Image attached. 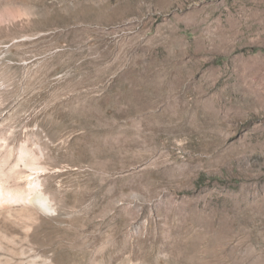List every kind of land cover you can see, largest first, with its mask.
<instances>
[{
	"label": "rangeland",
	"instance_id": "374dc122",
	"mask_svg": "<svg viewBox=\"0 0 264 264\" xmlns=\"http://www.w3.org/2000/svg\"><path fill=\"white\" fill-rule=\"evenodd\" d=\"M0 182V264H264V0H0Z\"/></svg>",
	"mask_w": 264,
	"mask_h": 264
},
{
	"label": "bare ground",
	"instance_id": "6f19581e",
	"mask_svg": "<svg viewBox=\"0 0 264 264\" xmlns=\"http://www.w3.org/2000/svg\"><path fill=\"white\" fill-rule=\"evenodd\" d=\"M38 185H39L38 183H35L33 185V189H37ZM22 196L23 195L20 194L19 192L14 193L12 189L7 188L4 182H0V205L8 204L11 202H18L23 198ZM28 201L35 202V203L38 202L45 209H50L48 199L45 197H42V196L32 197V198H28ZM2 212L3 210L0 207V214Z\"/></svg>",
	"mask_w": 264,
	"mask_h": 264
}]
</instances>
